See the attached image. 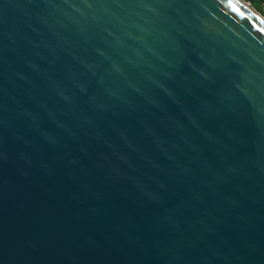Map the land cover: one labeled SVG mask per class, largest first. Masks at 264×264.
Masks as SVG:
<instances>
[{
    "label": "water",
    "instance_id": "obj_1",
    "mask_svg": "<svg viewBox=\"0 0 264 264\" xmlns=\"http://www.w3.org/2000/svg\"><path fill=\"white\" fill-rule=\"evenodd\" d=\"M240 1L0 0V264H264Z\"/></svg>",
    "mask_w": 264,
    "mask_h": 264
},
{
    "label": "rangeland",
    "instance_id": "obj_2",
    "mask_svg": "<svg viewBox=\"0 0 264 264\" xmlns=\"http://www.w3.org/2000/svg\"><path fill=\"white\" fill-rule=\"evenodd\" d=\"M244 3L248 4L250 7H252L254 9V11L256 12V9L258 8V10L260 9V11L262 12L264 10V5L261 3L260 4V0H254L255 4H251L250 2H247L246 0H242ZM257 13V12H256ZM258 14V13H257ZM260 15V14H259ZM261 16V15H260ZM264 17V16H262Z\"/></svg>",
    "mask_w": 264,
    "mask_h": 264
},
{
    "label": "bare ground",
    "instance_id": "obj_3",
    "mask_svg": "<svg viewBox=\"0 0 264 264\" xmlns=\"http://www.w3.org/2000/svg\"><path fill=\"white\" fill-rule=\"evenodd\" d=\"M240 3L242 5H244L247 9H249L250 11H252L254 14L258 15L259 17H261L259 14H257L248 4L244 3V2H241ZM264 19V18H263Z\"/></svg>",
    "mask_w": 264,
    "mask_h": 264
},
{
    "label": "trees",
    "instance_id": "obj_4",
    "mask_svg": "<svg viewBox=\"0 0 264 264\" xmlns=\"http://www.w3.org/2000/svg\"><path fill=\"white\" fill-rule=\"evenodd\" d=\"M247 2H250L251 4H255V1L254 0H246ZM256 12L258 14H260L261 16H264V12H261L260 9L258 10V8L256 9Z\"/></svg>",
    "mask_w": 264,
    "mask_h": 264
},
{
    "label": "flooded vegetation",
    "instance_id": "obj_5",
    "mask_svg": "<svg viewBox=\"0 0 264 264\" xmlns=\"http://www.w3.org/2000/svg\"><path fill=\"white\" fill-rule=\"evenodd\" d=\"M263 4L264 5V0H260V4ZM252 8V7H251ZM253 9V8H252ZM254 10V9H253ZM262 12H264V10L262 11Z\"/></svg>",
    "mask_w": 264,
    "mask_h": 264
}]
</instances>
